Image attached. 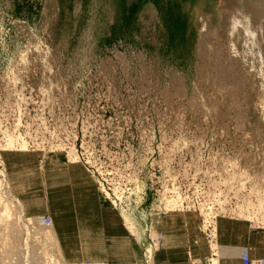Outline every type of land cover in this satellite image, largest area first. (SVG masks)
<instances>
[{"label": "rangeland", "instance_id": "1", "mask_svg": "<svg viewBox=\"0 0 264 264\" xmlns=\"http://www.w3.org/2000/svg\"><path fill=\"white\" fill-rule=\"evenodd\" d=\"M246 250L264 261V0H0V264Z\"/></svg>", "mask_w": 264, "mask_h": 264}, {"label": "bare ground", "instance_id": "2", "mask_svg": "<svg viewBox=\"0 0 264 264\" xmlns=\"http://www.w3.org/2000/svg\"><path fill=\"white\" fill-rule=\"evenodd\" d=\"M222 48V47H221ZM220 51V50H219ZM223 54V53H222ZM219 69V68H218ZM262 150V149H261ZM261 187V186H260ZM167 202H169V201H167ZM125 215H126V213H125ZM127 216V215H126ZM130 217V216H129ZM129 217H128V219H129ZM132 223V222H131ZM133 223L135 224V221H133ZM41 224V223H40ZM52 224V223H51ZM42 225V224H41ZM42 227V226H41ZM46 228V227H45ZM160 235V234H159ZM162 238V235L161 236H159V239H161ZM155 239V238H154ZM157 243V242H156ZM220 246V245H219ZM228 249H229V247H227ZM227 250V249H226ZM243 250H245V249H243ZM242 250V251H243ZM241 251V252H242ZM241 252H240V254H241ZM152 253V252H151ZM150 253V254H151ZM244 253H248V251L246 250V251H244V252H242V261H243V254ZM36 254V253H35ZM249 254V253H248ZM249 256H250V254H249ZM27 257V256H26ZM18 258V257H17ZM250 258H251V256H250ZM28 259V258H27ZM253 260V259H252ZM27 262V261H26ZM243 263H244V261H243ZM262 263H264V261L263 260H258V258H257V260H253V264H262ZM29 264H31V263H29ZM85 264H105V263H92V262H86Z\"/></svg>", "mask_w": 264, "mask_h": 264}, {"label": "built area", "instance_id": "3", "mask_svg": "<svg viewBox=\"0 0 264 264\" xmlns=\"http://www.w3.org/2000/svg\"><path fill=\"white\" fill-rule=\"evenodd\" d=\"M244 264H253V260L250 258L248 253L243 254Z\"/></svg>", "mask_w": 264, "mask_h": 264}, {"label": "crops", "instance_id": "4", "mask_svg": "<svg viewBox=\"0 0 264 264\" xmlns=\"http://www.w3.org/2000/svg\"><path fill=\"white\" fill-rule=\"evenodd\" d=\"M173 264H194L193 260L190 259L188 256H185V259L182 261H179L178 263H173Z\"/></svg>", "mask_w": 264, "mask_h": 264}]
</instances>
